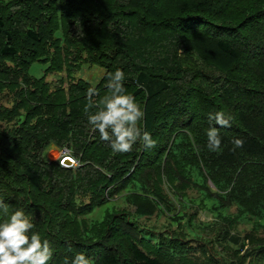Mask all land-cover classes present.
Wrapping results in <instances>:
<instances>
[{
    "label": "trees",
    "instance_id": "obj_1",
    "mask_svg": "<svg viewBox=\"0 0 264 264\" xmlns=\"http://www.w3.org/2000/svg\"><path fill=\"white\" fill-rule=\"evenodd\" d=\"M82 65L103 71L95 85ZM117 69L154 148L113 152L88 123L87 89L101 99ZM51 145L77 165L45 158ZM0 200L49 241V264L77 252L92 264H192V242L155 239L140 221L151 215L203 244L200 228L222 222L221 242L246 219L264 246V0H0ZM207 204L216 222L187 217Z\"/></svg>",
    "mask_w": 264,
    "mask_h": 264
},
{
    "label": "clouds",
    "instance_id": "obj_2",
    "mask_svg": "<svg viewBox=\"0 0 264 264\" xmlns=\"http://www.w3.org/2000/svg\"><path fill=\"white\" fill-rule=\"evenodd\" d=\"M124 79L120 69L108 73L105 85L108 94L99 100H94V96L99 95L95 86L87 89L88 103L84 112L88 116V123L94 132L99 133L101 141L109 143L113 152H130L137 141L145 148H154L156 142L151 134L138 126L145 113L135 97L127 93ZM209 118L221 127L230 126L223 112L210 114ZM206 135L209 150H218L221 145L218 129L211 127L207 129ZM243 143L242 139H234L233 150L243 147ZM0 216L5 217L0 220V264H49L53 258L51 245L46 239L42 240L38 232L33 231L34 225L22 208L9 214L8 205L0 200ZM72 264H92V261L84 253L77 252L72 258Z\"/></svg>",
    "mask_w": 264,
    "mask_h": 264
},
{
    "label": "rangeland",
    "instance_id": "obj_3",
    "mask_svg": "<svg viewBox=\"0 0 264 264\" xmlns=\"http://www.w3.org/2000/svg\"><path fill=\"white\" fill-rule=\"evenodd\" d=\"M44 66L45 64L41 62H33L29 67L30 75L34 77L41 76ZM102 73L103 71L97 67L82 65L77 76H80L92 85H95ZM55 78L56 77L51 74L46 76L48 81H52ZM153 140L157 141L156 137H154ZM161 142L165 143V138L162 135ZM63 154L67 155L68 152L62 149L59 150L56 146L51 145L46 149L44 156L48 160H56L60 159ZM66 165L75 166L77 165V161L74 160L73 163L69 162V164L66 163ZM187 193L189 197L199 198V195L193 190H187ZM174 203L177 204V201L174 200ZM121 204L122 207L128 209L131 208L125 203ZM209 206L210 205L207 204L206 207L198 211L189 207L186 210L188 212L187 217H191L195 222H216L214 219H219V217L209 210ZM234 211V207L228 210L229 213H233ZM93 215L99 216L97 212ZM165 215L170 216L171 213L167 211ZM140 221L148 226H152L151 228H147L151 230L150 234L157 240L162 238L172 243H175L176 241L180 243L192 242L193 246L190 251L191 257L194 260L192 264H264V246L261 244L263 239L262 233L252 231V222L246 219L238 221L221 242H216L215 238L223 227L222 222L218 221L216 222L217 224H213L209 228H200L198 231L200 232V235L205 238L204 244L195 243L194 241L199 240H193L195 239L193 235L186 234L183 236H176L173 232L179 229L178 225L167 223L168 219L164 215H151L149 218L142 217L140 218ZM188 232H190V229Z\"/></svg>",
    "mask_w": 264,
    "mask_h": 264
},
{
    "label": "water",
    "instance_id": "obj_4",
    "mask_svg": "<svg viewBox=\"0 0 264 264\" xmlns=\"http://www.w3.org/2000/svg\"><path fill=\"white\" fill-rule=\"evenodd\" d=\"M64 160H65V163H69L70 162V160L68 158H65Z\"/></svg>",
    "mask_w": 264,
    "mask_h": 264
},
{
    "label": "bare ground",
    "instance_id": "obj_5",
    "mask_svg": "<svg viewBox=\"0 0 264 264\" xmlns=\"http://www.w3.org/2000/svg\"><path fill=\"white\" fill-rule=\"evenodd\" d=\"M61 158H62V156H61ZM61 158H60V159H61Z\"/></svg>",
    "mask_w": 264,
    "mask_h": 264
}]
</instances>
